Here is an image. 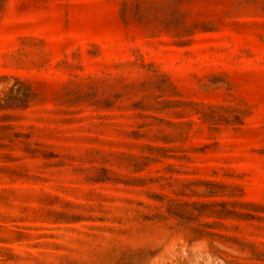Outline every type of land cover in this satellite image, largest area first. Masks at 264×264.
<instances>
[{
    "label": "rangeland",
    "instance_id": "obj_1",
    "mask_svg": "<svg viewBox=\"0 0 264 264\" xmlns=\"http://www.w3.org/2000/svg\"><path fill=\"white\" fill-rule=\"evenodd\" d=\"M0 264H264V0H0Z\"/></svg>",
    "mask_w": 264,
    "mask_h": 264
}]
</instances>
